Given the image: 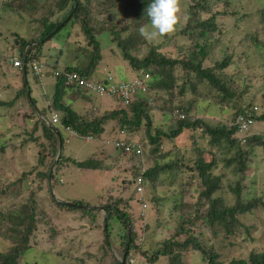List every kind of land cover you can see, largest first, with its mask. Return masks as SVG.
Masks as SVG:
<instances>
[{
    "label": "rangeland",
    "instance_id": "1",
    "mask_svg": "<svg viewBox=\"0 0 264 264\" xmlns=\"http://www.w3.org/2000/svg\"><path fill=\"white\" fill-rule=\"evenodd\" d=\"M17 1L21 6L16 8ZM37 2L38 5L49 2L46 4L47 7L54 6L53 0ZM209 3L214 13L220 15L216 19L217 32L198 41L200 45L207 41V44L213 47L205 65L212 66L224 57L232 56L233 62L226 72L237 83V93H243L246 103L254 100L255 105L260 107L261 95L264 92V0H209ZM31 4L32 0H0V54L19 56V46L15 44L17 35L22 38H38L42 27L37 20L46 14L47 10L41 9L33 15ZM9 5H14L16 11L11 10ZM27 5L29 6L26 7ZM192 5V0H180V21L176 31L171 35L150 39L140 31L137 32L138 43L133 54L143 59L152 47L157 48L161 54L176 59H184L193 53L195 43L181 33L188 22V12ZM226 8H229L227 13ZM64 13L57 12L50 18L54 22L61 20ZM109 14L110 12H104V8L97 9L94 13L95 24L101 31L103 30V33L97 36L103 60L96 70L111 71L119 81H132L139 78L142 71L139 73L133 71L129 63L123 59V51L114 41L115 35L112 31L115 30L123 39L129 38L134 32L135 21H131L129 16L125 15V8L122 5ZM209 16L210 14H205L204 18L208 19ZM141 22L144 24L145 20L142 18ZM143 27L146 31H151L150 22ZM92 51L80 26L76 24L63 30L58 39L54 38L42 45L41 60L46 64L57 62L60 69L66 67L85 69ZM2 68L0 102L8 103L22 90L23 75L9 67ZM180 70L175 72L179 77L182 76ZM26 78L40 109L39 114L44 115L43 110L49 106L48 103L50 104L46 96L52 93L55 80L51 78L49 72L43 79V85L36 84L31 71ZM155 92L151 93L150 100L155 98ZM177 92L175 89L176 94ZM168 98L167 95H161L160 99L154 102L155 108L150 113L153 126L164 131L171 128V117L174 118L168 110L162 108ZM193 99V95H188L186 101ZM66 100L72 102L73 109L80 116L89 117L92 113L102 116L121 108L112 99L96 98L88 101L77 96L72 90H68ZM225 109L222 110L214 99L206 101L199 99L193 113L215 126L220 123L230 125L234 110L227 107ZM60 129L66 143L64 149L61 145L60 151L59 142L57 154L53 158L52 152H49L50 143L43 135L42 125L25 96L11 106H0V214H16L29 206V203H34L32 206L37 220L36 231L30 239L32 249L25 255L22 264H115V260L123 261L122 225L112 223L111 235L108 237L105 231L107 212L92 208L108 207L109 203L115 201L120 202V209L130 210L134 232L137 235L135 241L137 248L134 247L130 253L129 264H151L143 252L152 255L162 247L164 241L174 237L182 228L195 231L197 239L206 247L219 249L225 263L233 259H248L253 250L264 249L263 209L240 217L242 225L239 233L228 239L214 238L211 230L202 222H197L195 226L187 224V218L194 217L192 214L194 210L183 208L182 204L198 203L203 191L197 173L188 170L197 157L191 133L186 132L173 141L164 140L161 154L165 158L159 159V163L163 165L181 158L183 165L186 162L187 166L179 165V168L178 164H175L173 171L162 172L154 183L147 178L143 194H138L135 192L136 182L134 183L136 173L153 168L155 159L150 152L144 126L129 136L133 143H139L141 146L143 151L141 157L122 154L114 147V141L119 137L116 121H110L106 125V135L102 136L101 141L95 138L90 141L80 139L70 130ZM255 129L253 133L264 137V123L256 124ZM196 135L197 145L201 149H208L209 138H204L202 131ZM246 150L249 151V157L245 175H236L232 168H225L223 162L217 170V173H223V187L217 196L223 197L229 205L236 202L237 198L232 188H235L237 183L240 185L244 200L258 198L264 201V149L254 146ZM217 154L223 157L221 151ZM62 156L78 162L94 158L101 163L102 169H80L71 162H64L59 167ZM207 158L210 159V156L207 155ZM52 161L48 183L41 174L48 172ZM193 175L196 176L192 178ZM58 180L60 182L54 184ZM49 187L50 194L57 201L71 204L83 202L95 213L85 214L80 209L60 208L53 203ZM142 196L148 208L145 211V218L139 220L138 216L142 214L143 209L138 200ZM206 209L207 206L202 208L204 211ZM184 236L180 235L179 241H184ZM11 243L5 236H0V252L7 251ZM182 261L183 264H207L203 262L201 255L192 249L183 253ZM155 264H168V259L160 258Z\"/></svg>",
    "mask_w": 264,
    "mask_h": 264
},
{
    "label": "trees",
    "instance_id": "2",
    "mask_svg": "<svg viewBox=\"0 0 264 264\" xmlns=\"http://www.w3.org/2000/svg\"><path fill=\"white\" fill-rule=\"evenodd\" d=\"M37 1L38 0H32L31 14L35 15V13L41 9L47 10V13L37 20V23L42 27V30L38 33L39 36L37 39L22 38L20 35L16 36L15 44L19 46V49H17L22 59L25 54L27 55V62L40 59L42 55V45L54 38L58 39L63 30L69 29L71 25L77 24L80 26L88 46L92 47L93 51L90 53L89 63L85 69L68 67L67 70L77 71L92 78L96 74L99 63L103 60L101 44L97 40V36L101 35L103 30L101 31L98 25L95 24L94 13H96L97 9L102 10L104 8V12L107 11L111 14L114 9L122 5V7L125 8V15L127 14L131 21H135L133 27L134 32L129 38L123 39L120 34L113 30L112 33L115 35L114 41L117 42L118 46L122 49L123 59L129 63L133 71L137 73L144 71L147 74L150 72L152 75V78L148 81V92L144 95L136 96V99L131 105L125 106L117 99H112L121 107L119 110L110 111V113L102 116H96L92 113V115L88 117L80 116L77 111L73 109L72 102L66 100L68 90L74 91L77 96L88 101H92L97 97L87 95L81 89L68 88L61 79H57L53 82L52 93L46 96L47 102L50 101V104L48 103L49 106L44 109L42 113L46 116L39 114L40 109L37 107L36 100L33 97L29 81L26 76H24L23 72L20 73L23 75L22 90L17 92L16 98L13 101L8 103L0 102V106H11L22 96H25L30 104L31 110L38 117V122L42 125L43 135L50 143L49 152H52L53 158H55L57 154L59 142L61 141L62 149H64L66 143L60 128L74 132L77 138L80 139H86V137L91 136L93 139L95 138L101 141L103 140L101 139L102 136L106 135V125L110 121H116L119 128V137L116 138V140L121 138L120 133L123 131L126 134L124 139H126L129 144H132L133 141L130 140L129 136L136 131H140L144 126L150 144V152L155 158L154 167L144 172L137 171L134 183L139 178L144 180L148 178L154 183L155 180L160 178L162 172L166 170L173 171L175 169V164H178L179 168V165L183 167L187 166L186 162L185 165H183V159L181 158L175 162L170 161L163 165L159 163V159L165 158V156L161 154L164 140L173 141L184 133L189 132L194 141V149L197 157L193 166L188 170L197 173L202 183L201 187H203V191L198 203L182 204L183 208H191L194 210L192 213L194 217L192 219L188 217L186 221L187 224L195 226L197 222H202L205 227L211 230L214 238L224 237L228 239L230 237H235L239 233L242 225L240 217L251 214L257 209L264 210L263 199L253 198L251 200H244L242 198L239 183L235 185V188H232L237 198L233 205L227 204L223 197L217 196L223 187V173H217V170L220 168V163L223 162L225 168H232L236 175L240 174L242 176L247 173L248 169L249 151L246 150V148L259 146L264 149V137L260 134L253 133V131H256V124L264 123V92L261 95L262 101L259 104L260 107L255 105L254 100H250L247 103L245 102L243 93H237V83H235L232 76L226 72L233 62L232 56H226L223 60L214 63L212 66L205 65L206 61L209 60L213 47L207 44V41L202 45H200L198 41L217 32L218 26L216 19L217 16L220 15L219 13H214V9L211 7L209 0H192L193 5L188 12V22L181 33L191 38L192 42L195 43V50L184 59L165 56L155 47L150 48L148 54L143 59L133 54L138 43L137 32L140 31V27L146 26L150 22L146 16L145 10L151 0H88L86 2L78 0V7L72 18L67 22H65L66 19L73 12L75 7L74 0H53L54 6L49 5L48 7L46 4L49 2L38 5ZM93 1H95V4H93ZM20 4L21 3L17 1V3H15L16 8L20 7ZM28 6L29 5L26 7ZM9 8L16 11L14 5H9ZM228 11L229 8H226V13ZM57 12L65 13L61 20L54 22L50 17L54 16ZM205 14H210L208 19L204 18ZM142 18L145 20L144 24L141 22ZM137 21L138 23H136ZM62 24L63 26H61ZM113 26L111 27L112 29L115 27ZM33 43L34 45H32ZM27 47L28 50L26 52ZM13 56V54L3 55L4 59L0 61V74L3 70L2 67H7L8 59ZM53 66L55 68L59 67L57 62L53 64ZM178 69H181V77L175 73ZM13 70L19 74L18 70ZM33 77L36 84L43 85L42 77ZM175 89L178 90L177 94L175 93ZM153 91H156L155 98L150 100V95ZM161 95L169 96V98L165 100L162 108L163 110H168L171 115L174 116V118L171 117L172 126L168 131L155 128L150 116L151 110L155 108L153 106L154 102L160 99ZM188 95H193L194 99L186 101ZM199 99L203 101L214 99L215 103L219 105L222 110H226L225 107L232 108L234 110L232 123L230 125L220 123L215 126L206 119L197 116L196 113L194 114L193 111ZM59 113L61 114V125H53L55 130L48 127L44 119L50 121L53 114H57L60 117ZM241 119L249 123L251 129L243 130L241 127L243 124ZM37 125L38 124H36V128ZM199 131L203 132L204 138H209L210 147L208 149H201L197 145L195 137ZM216 149L217 152L215 153ZM232 150L234 151L230 154L229 152ZM119 151H121L122 154L132 157H141L143 154L137 156L136 154H127L123 150ZM219 151H221L223 157L217 154ZM207 155L210 156V159L207 158ZM64 162L74 163L80 169H102L101 163L95 161L94 158L85 162H78L62 156L59 161V167H61ZM52 164L53 161L47 173L41 174L48 183ZM195 176L196 175H193L192 178ZM57 182L60 181L58 180L54 184ZM48 191L50 194V187ZM135 192H137V190ZM50 196L52 197L53 203L62 209H80L85 214L95 213L84 207L74 208L67 206L57 201L51 194ZM138 202L141 203L139 200ZM75 203L81 206H89L83 202ZM119 203V201H115L109 203L108 207L106 206L108 227L107 229L105 228V231H107V236L110 237L111 224L117 223L122 225L124 229V234L121 235L124 241V264H129L130 253L135 247L137 235L134 232L130 210L120 209ZM123 204L127 206L124 201ZM32 205L34 206V203H29V206L25 207V209H21V211H18L16 214H0V236H5L12 242L7 251L0 252V264H22L25 255L32 249L30 246V239L36 231L37 221L35 210ZM205 206H207V209L204 211L202 208H205ZM145 211L146 210L143 209L142 214L138 216L139 220L145 218ZM183 234L185 235L184 241H179L180 235L182 236ZM105 242H108L107 238ZM190 249L198 252L203 262L207 264H264V249L259 251L253 250L248 259H233L229 263H225L219 249L206 247L197 239L195 231L184 228H182L180 232H177L174 237L164 241L162 247L152 255L146 252H143V255L151 264H155L160 258H167L168 264H183V253ZM120 263L121 262L115 260V264Z\"/></svg>",
    "mask_w": 264,
    "mask_h": 264
},
{
    "label": "built area",
    "instance_id": "3",
    "mask_svg": "<svg viewBox=\"0 0 264 264\" xmlns=\"http://www.w3.org/2000/svg\"><path fill=\"white\" fill-rule=\"evenodd\" d=\"M3 59L0 56V61ZM11 67L18 68L21 72H26L29 69L35 76L44 77L49 71V67L40 60H33L27 62L26 58L15 57L9 60ZM52 76L60 78L68 88H77L83 90L87 95H92L97 98H110L117 99L123 105L129 106L136 99V96L144 95L148 92V81L150 75L141 72L140 77L132 81L123 82L119 81L116 76L109 73L108 71L96 72V74L89 78L87 75L81 74L77 71L68 70H52ZM99 76V77H98ZM47 126L61 125V120L59 115L53 114L50 121L44 119ZM242 129H251V125L247 123L244 119ZM74 136L77 135L71 131ZM121 138L114 141V147L119 150H123L127 154H136L137 156L143 153L142 148L139 144L128 143L124 136L126 134L122 131L120 133ZM86 140H93L91 136L86 137ZM143 184L144 179L139 178L136 181V187L138 194H143ZM143 208L146 209L147 205L144 204Z\"/></svg>",
    "mask_w": 264,
    "mask_h": 264
},
{
    "label": "clouds",
    "instance_id": "4",
    "mask_svg": "<svg viewBox=\"0 0 264 264\" xmlns=\"http://www.w3.org/2000/svg\"><path fill=\"white\" fill-rule=\"evenodd\" d=\"M145 12H146V16L148 17V19L150 21L151 31H146L145 27L142 26L140 28V32H141L142 35H144V36H146V37H148L150 39H157L158 37H165V36L171 35V34H173L176 31L178 23L180 21V13H181L180 0H151L150 4L146 8ZM61 26H63V24ZM27 50H28V47L26 49V52H27ZM0 56L3 57V55H1V54H0ZM15 57H20V56L10 57L8 59L7 67L19 71L18 68L11 67L10 62H9L10 59L15 58ZM24 58H26V60H27V55L26 54H25ZM3 59H4V57H3ZM36 60L42 61L41 58L40 59H36ZM46 65L49 67V71L48 72L50 73L51 78L54 79V80H57V79H60V78H56V77L52 76V70L53 69H56V70H67V67L65 69L55 68L53 66V64H51V63L50 64H46ZM104 70L103 69H98V70H96V72H100V71H104ZM29 71L30 70L27 69L26 72H23L24 76L27 77ZM48 72L43 77V79L46 78ZM108 72L112 74L111 71H108ZM20 73H22V72L19 71V74ZM32 75L35 76L33 73H32ZM84 75H86V74H84ZM72 89H74V88H72ZM48 127H50V126H48ZM144 186H145V180H144V184H143V191H144ZM136 190H137V187H136ZM144 199L145 198L143 196L139 198V201H141V204H142V208H143L144 204L147 205V203H146V201ZM101 207H104V206H101ZM144 210H146V209H144Z\"/></svg>",
    "mask_w": 264,
    "mask_h": 264
},
{
    "label": "water",
    "instance_id": "5",
    "mask_svg": "<svg viewBox=\"0 0 264 264\" xmlns=\"http://www.w3.org/2000/svg\"><path fill=\"white\" fill-rule=\"evenodd\" d=\"M75 1V7H74V10H73V12L69 15V17L66 19V21L65 22H67V21H69L70 20V18L72 17V15L75 13V10L77 9V7H78V0H74ZM57 31V30H56ZM32 45H34V43L32 44ZM50 128H53V126H50ZM54 129V128H53ZM55 130V129H54ZM60 151H62V149H61V141H60ZM61 202V201H60ZM61 203H64L65 205H67V206H70V207H74V208H76V207H84V208H86V209H89L90 207H87V206H81V205H78V204H75V203H67V202H61ZM93 209H96V210H100V211H106V208L105 207H101V206H95V207H92ZM90 210V209H89ZM105 228L107 229V216L105 217ZM124 262H125V260L123 259V261H121V263L120 264H124Z\"/></svg>",
    "mask_w": 264,
    "mask_h": 264
}]
</instances>
